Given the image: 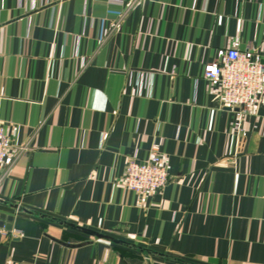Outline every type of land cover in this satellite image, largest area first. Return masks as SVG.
Masks as SVG:
<instances>
[{"label": "crops", "instance_id": "0c3cea01", "mask_svg": "<svg viewBox=\"0 0 264 264\" xmlns=\"http://www.w3.org/2000/svg\"><path fill=\"white\" fill-rule=\"evenodd\" d=\"M231 46L264 56V0H0V264H264V92L240 117L202 76Z\"/></svg>", "mask_w": 264, "mask_h": 264}, {"label": "built area", "instance_id": "2783aa9c", "mask_svg": "<svg viewBox=\"0 0 264 264\" xmlns=\"http://www.w3.org/2000/svg\"><path fill=\"white\" fill-rule=\"evenodd\" d=\"M202 76L217 84L221 105L237 109L242 117L260 102L264 92V56L257 51H241L231 46L225 50L221 60L204 65ZM149 81L147 86H151L153 78L149 77ZM12 149L11 135L0 124V171ZM168 182V169L158 148L144 160L131 157L127 161L123 184L134 193L160 192Z\"/></svg>", "mask_w": 264, "mask_h": 264}, {"label": "water", "instance_id": "95a60500", "mask_svg": "<svg viewBox=\"0 0 264 264\" xmlns=\"http://www.w3.org/2000/svg\"><path fill=\"white\" fill-rule=\"evenodd\" d=\"M7 205L12 206L13 208L18 209L19 211L24 210L23 208L18 207L16 205H13L11 203H7ZM13 219H14V216L13 215H8L6 212L0 211V227L5 226L6 228L11 229L12 228L11 222L13 221ZM5 220H8L10 223L5 224ZM66 225L68 227L72 228V229H75V230L84 232V233L89 234V235H92V236H96L98 238H106V239H109V240H111L113 242H116V243H120L121 242L120 240H118L116 238H113V237H110L108 235L99 233V232L94 231L92 229H88V228H85V227L76 226V225L71 224V223H66Z\"/></svg>", "mask_w": 264, "mask_h": 264}]
</instances>
